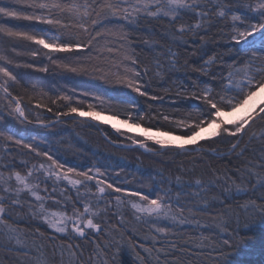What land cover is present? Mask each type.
<instances>
[{
  "label": "snow or ice",
  "instance_id": "snow-or-ice-1",
  "mask_svg": "<svg viewBox=\"0 0 264 264\" xmlns=\"http://www.w3.org/2000/svg\"><path fill=\"white\" fill-rule=\"evenodd\" d=\"M243 6L250 15L237 14L234 7L225 0H11L10 3L0 0V96L10 103H15V119L21 122L27 120V105L22 106L23 96L18 93L14 95L13 92L18 86L27 85L31 74L21 73L17 69L47 72L48 64H51L65 73L92 76L104 82L115 80L123 85L124 89L130 90L113 89L110 96L98 92L91 93V96L99 101L101 112L108 111L103 105L109 98L129 103L137 109L135 117H130L131 122L136 127L147 123L144 133L148 135L143 139H138L137 136H129L128 139L140 147H148V142L151 141L161 146L162 150L167 148L169 152L176 151L177 155L202 151L203 146H172L171 141L159 139L157 135L151 134L155 131L158 135L171 136L178 129H183L185 131L180 133L179 138L189 140L193 145L199 144L197 137L200 140L217 136L225 139L235 138L234 142L230 140V152L243 156L247 146L241 147V134L257 120L264 122V0H250ZM213 28L218 30V36H227L230 41L229 51L240 46L237 58L226 66L221 55L215 52L209 55L206 37ZM225 28L228 29L227 32ZM141 30L145 38L140 43L153 53L151 63L140 60L136 52L133 33ZM157 35L166 43L149 42V38ZM239 52L244 53L245 58H240ZM39 57L43 59L37 61L36 58ZM194 57L201 60L199 65L190 64L191 58ZM217 65L220 67L217 68ZM178 66L186 69L190 67L198 75L193 78L185 73L190 83L187 86L181 83L177 94L183 91L185 96L199 103L190 105L189 114L181 118L167 111H155L151 104L146 111H141L137 97H147L151 101L163 99L150 92V81L145 77L153 73L160 75L161 72L171 74L177 71ZM201 77L211 79L203 80ZM212 81H216L215 87ZM35 87L33 84V88ZM132 93L137 95L132 96ZM88 95L83 94V98L76 100L75 93L61 94L52 100L51 104H56L57 100L65 102L67 111L61 112L57 109L58 117H69L73 113L79 117H91L94 113H99L94 103H88L87 111L83 110L82 106ZM74 100L75 106H72ZM35 107L53 111L52 107L40 102L36 103ZM237 109H245V115L240 120L225 121L222 118V113L234 112ZM175 111L179 112V109ZM113 115L118 116L119 113ZM150 121L161 123L152 124ZM211 125H215L211 136L200 137V132ZM165 128L166 131L162 130ZM257 138L264 144V132ZM0 139L28 149L29 152L23 153L24 155L35 153L36 157L46 158L39 162L38 167L33 164L26 174L13 171L16 167L14 164H0V249L22 254L31 260V264L51 262L43 252V244L33 242L29 245L24 238V230L18 227L22 219L19 213L13 218L14 210L23 207L22 202L28 203L32 213L31 219H42L55 234H62L59 237L53 236V239L66 238L70 241L75 239L73 233L85 237L93 232L99 234L103 231L106 242L103 245L97 244L93 253L98 264H107L106 260H99V256L107 253L112 247H115L117 252L120 251L121 240L125 234L131 239H136V236L125 228L122 219L115 225L101 221L102 216L111 212L110 200L101 195L92 203L87 195L80 194L77 186L89 193L94 187L108 197L124 192L123 198L115 195L117 208L125 203L130 204L135 213L140 214L136 217L137 220L150 224L157 234L178 231L181 225H195L199 228V217L209 214L216 204H223L217 197H212L211 203L203 197L201 202L197 203L182 202L180 199L181 193L187 195L184 192L186 188L199 189L192 195L201 197L202 193L206 194L212 188L219 187L218 181L221 179L227 182V179L219 176L207 182L196 179L194 184L185 183L181 176H177L176 186L181 192L177 193L176 199L171 196V185L167 190L159 188L148 192L142 189L125 191L121 186L114 188L112 183L100 179L104 173L99 167H96L93 173L91 167L78 170L77 166H66V161H62L52 149L42 150L40 144L26 143L23 137L17 138L13 127L0 125ZM212 151L215 152V149ZM23 163L24 167H27V162ZM248 163L245 171L249 176L256 178V184L264 187V147L260 149L256 160H250ZM5 171L10 174L6 176ZM53 177L55 181L51 185L52 193H55L63 181H67L77 192L75 202L65 201V204L71 203V215L67 210L51 213L46 210L45 196L41 195V191L49 196L52 194L48 193V186ZM41 185H44L43 190ZM252 187L255 188L256 185ZM106 189H112V192L106 193ZM236 189L239 194L240 185H236ZM153 191L156 193L155 198H152ZM29 197L34 199L29 200ZM261 198L264 199V193ZM227 213L226 219L221 217L215 223L221 235L228 233L233 224L239 228L241 225L247 227L257 222L264 223V202L248 200L238 208L227 209ZM102 223L107 224L106 229H102ZM116 234L120 235L119 240ZM33 235L43 238L44 233L37 227ZM156 239V235L151 237L152 247L146 246V239L138 244V248L148 258L152 257L153 251L157 253L156 264H160L161 252L165 255L164 264H181L177 252L181 255L187 253L190 259L205 258L215 260L216 264H225L224 249L230 244L229 239H221L220 236L211 239L202 233L199 241H191V247L188 240H184L183 244L178 242L183 239L182 235L162 248L155 247ZM13 242L18 247H9ZM132 247L135 250L137 246ZM79 249V245L74 246L72 243L66 246L61 244L59 264H94L93 255L82 261L83 253ZM53 251L57 249L54 248ZM65 254L69 257L67 262L64 260ZM136 255L141 264H152L151 259L140 257L139 251ZM169 255L174 257L171 262L167 260ZM21 264H24V261H21Z\"/></svg>",
  "mask_w": 264,
  "mask_h": 264
},
{
  "label": "trees",
  "instance_id": "trees-1",
  "mask_svg": "<svg viewBox=\"0 0 264 264\" xmlns=\"http://www.w3.org/2000/svg\"><path fill=\"white\" fill-rule=\"evenodd\" d=\"M3 2L10 3L11 0H3ZM225 2L232 5L237 14L250 15L243 6L245 3L250 2V0H225ZM228 22L229 24L231 23L230 16ZM217 31L216 28H213L211 33L206 37L208 52L209 55L213 52L221 55L226 66V64L231 63L233 59L237 58L240 46H236V48L229 51L230 41L227 39V36H218ZM227 31L228 29L225 28V32ZM144 38L143 30L133 33V41L140 60L151 63L153 53L148 47L140 43ZM149 42L156 44L166 43L159 35L149 38ZM239 57L245 58L244 53L239 52ZM36 59L39 61L43 58L39 57ZM200 63L201 60L198 57L191 58L190 60V64L199 65ZM219 67L220 65H217V68ZM48 69L47 72H37L34 69H17L21 73L27 72L31 74V79L27 85L23 87L18 86L13 92L14 95L18 93L23 96L22 106L27 105L25 107L27 120L21 122L19 119H15L14 117L17 115L14 111L15 103H10L9 100L3 99L0 96V125L13 127L17 132V138L23 137L26 143L35 142L36 144H40L42 150L45 148L52 149L62 161H66V166L74 165L77 166L78 170H87L91 167L93 173L95 172V168L99 167L101 172L104 173L102 177H99L100 179H105L107 183H112L114 188L121 186L125 191L142 189L148 192L149 190L159 188L167 190L171 185V196L173 199H176L177 193L181 192V189L176 186L177 176H181L183 182L192 184L195 183L196 179H201L202 182L215 180L217 176L227 179L226 183L224 179L218 181L219 187L212 188L206 194L202 193L201 197L192 195V193L199 191V189H184L187 195L181 193L180 199L182 202L191 201L197 203L201 202L203 197L211 203L212 197H217L220 201H223V204H216L209 214L201 215L199 217L201 221L199 228L195 225H181L178 231L173 230V232L167 234H157L150 224L137 220L136 217L140 214L135 213L130 204L125 203L117 208L115 195H120L123 198L124 192L108 197L106 194L99 193L94 187L92 188V192L89 193L84 188L77 186L80 194L87 195L92 203H95L96 198L101 195H104L105 199L110 200L109 206L111 207V212L107 216H102L101 221H107L109 224L115 225L122 219L125 228L136 236V239H131L129 235L125 234L123 240H121L122 247L120 251L117 252V249L112 247L107 253H102L99 256V260H106L107 264H141L140 258L136 255V252L139 251L140 257L151 259L152 264H156L155 257L157 253L155 251H153L152 257L148 258L138 248L141 240L146 239V246L152 247L153 241L151 237L156 235L155 247L162 248L166 244L170 245L173 241L177 240V237L182 235L183 239L178 242L183 244L184 240H188L190 241L189 247H191V241H199L202 233L203 236L211 239L220 236L221 239L230 240L229 246L224 249L225 264H264V223L257 222L249 224L247 227L241 225L239 228H236L235 224H233L229 228L228 233H224L223 235L215 227V223L221 217L227 218V209L238 208L240 204L248 200H256L257 203L264 202V199L261 198V194L264 193V187L256 184V178L249 176L245 171L249 166L248 162L250 160L254 162L259 155L260 149L264 147V144L257 138L261 132H264V122L257 120L241 134L240 145L242 148L247 146L243 156H237L235 152H230V140L234 142L235 138L225 139L219 136L200 140L197 145H188L187 147L189 148L203 146L202 151L189 154L177 155L176 151L169 152L167 148L162 150L161 146L155 145L151 141L148 142L146 150H143L142 147L132 143L128 137L137 136L138 139H143L144 136L123 129L117 131L107 124L96 123V121L90 120L89 117H76L75 113L70 114L69 117H58L56 115L57 109L61 112L67 111V107L64 106L65 102L57 100L56 104H51V101L61 94L75 93V99L78 100L83 98V94L87 93L89 95L82 106L84 111H87L88 103H94L97 106V113H103L124 121L128 120L132 123L130 117H135L137 109L133 108L129 103H122L116 99L109 98L103 105L108 111L101 112L99 101L94 100L91 96V93L97 92L104 96H110L113 89H122L129 92L130 90L124 89L123 85L116 83L115 80L104 82L92 76L65 73L51 64H48ZM185 73L193 78L198 75L190 67L186 69L178 66L177 71L174 73L167 74L161 72L160 75L153 73L149 77H145L146 80L150 81V92L158 94L163 99L151 101L147 97H137L140 110L146 111L149 104H151L155 111L174 113L177 118L188 115L189 106L199 103V101H194L185 96L183 91H180L179 95L177 94L178 86L181 83H184L185 86L190 83ZM201 79L210 80L211 78L201 77ZM33 84L36 85L35 88H33ZM212 85L215 87L216 81H212ZM131 95L136 96L137 94L132 93ZM38 102L47 104L52 107L53 111L48 112L46 108L37 109L35 105ZM72 106H75V100ZM177 108L179 112L175 111ZM114 113H119V115L114 116ZM192 114L195 115V112L192 111ZM145 120L147 121V117H145ZM150 123L157 124L161 122L150 121ZM45 125L49 126L45 127ZM141 127H147V123L142 124ZM162 130L166 131L167 129ZM183 131L185 130L178 129L173 134L180 136V133ZM213 149H215V152L212 151ZM28 152L29 150L24 149L22 146L0 139V157H2L0 164H14L16 167L13 171H20L21 174H26L33 164H36L38 167L40 161L46 160L42 156L36 157L35 153H31L30 155L23 154ZM23 162H27V167H24ZM9 174L10 172L5 171L6 176ZM229 177L230 179H228ZM54 181V177L49 181L48 193H52L51 185ZM92 183L94 184L95 181ZM254 184L256 185L255 188L252 187ZM236 185H240L241 192L239 194H237ZM43 188L44 185H41L42 190ZM107 192H112V189H106ZM155 194V191H153L152 198H155ZM41 195L45 196L46 210L48 212L67 210V213L71 215V203L65 204V201L75 202L77 192L75 189H72L71 185L67 184V181H63L60 182V186L56 188L55 193L49 196L41 191ZM28 199L32 200L34 198L29 197ZM22 203V208L17 207L14 210L13 218H16V214L19 213L22 219L18 227L24 230V238L29 245L33 244V242L43 244V252L49 258L51 264H59V248L61 244L65 246L68 243H72L74 246L79 245V250L83 253V261L87 260L90 255H93L97 244L103 245L106 242L103 231L99 234L93 232L91 235H86L85 237H79L73 233L75 239L70 241L66 238L63 240L58 238L53 239V236L59 237L62 234H55L52 229L44 224L42 219H31L32 213L29 210L28 203ZM101 206H103V201H101ZM116 212H119L120 215H113ZM185 214L187 215V212ZM37 227L44 233L43 238L33 235ZM101 227L102 229H106L107 224L102 223ZM70 230L71 226H69ZM116 235L119 240L120 235ZM133 245L137 246L135 250H133ZM9 247H13V245ZM54 248L57 251L54 252ZM176 255L180 256L181 264H216V261L212 259H190L187 253L181 255L177 252ZM159 256L160 264H164V253H159ZM68 258V255L65 254V262H67ZM93 260L94 264H98L97 257L94 255ZM167 260L171 262L174 260V257L169 255L167 256ZM21 261H24V264H31V260L22 254L0 249V264H21Z\"/></svg>",
  "mask_w": 264,
  "mask_h": 264
},
{
  "label": "rangeland",
  "instance_id": "rangeland-1",
  "mask_svg": "<svg viewBox=\"0 0 264 264\" xmlns=\"http://www.w3.org/2000/svg\"><path fill=\"white\" fill-rule=\"evenodd\" d=\"M224 113H226V112H224ZM100 114H103V113H99V114L94 113L93 116H91L90 118H93L95 121H98V120H96L95 116H96V115H100ZM104 115H106V114H104ZM244 115H245V112H244L240 117H237V118H234L233 116H232V117L230 116V117H228V119L225 120V121H238V120H240L241 118H243ZM106 116H108V115H106ZM108 117H112V116H108ZM112 118H114V119H116V120L122 122L121 124L119 123V124L114 125L115 127H113V126H111V125L108 124L110 127L114 128V129H116V130H117V129H119V130L123 129V130H127V131H129V132H131V133L140 134V135H142V136H146V135H148V134L144 133V128H143V127H140V128L143 130L142 132L137 131V130H133V129H130L129 127H130V126L136 127L134 123H130V122H127V123H126L124 120H121V119H118V118H115V117H112ZM98 122H101V121H98ZM101 123H103V124H107V123H104V122H101ZM209 128H210V131H209V133H208L205 137H209V136H211L212 131L215 129V125H211ZM151 134H153V135H157V138H159V139H165V140H169V141H171V145H180V144H184V145L188 146V145H191V144H192V143H187V144H185V143H176V142H175V139H174V136H175V137H179V136L174 135V134L171 135V136H162V135H158V134H156L155 131H154L153 133H151ZM184 140H185V139H184ZM198 140L200 141V139H198ZM145 148H146V147H142L143 150H146ZM13 246H15V245H14V242H13Z\"/></svg>",
  "mask_w": 264,
  "mask_h": 264
},
{
  "label": "bare ground",
  "instance_id": "bare-ground-1",
  "mask_svg": "<svg viewBox=\"0 0 264 264\" xmlns=\"http://www.w3.org/2000/svg\"><path fill=\"white\" fill-rule=\"evenodd\" d=\"M262 95H264V94H262ZM244 112H245V109H237L234 112L222 113V118L224 120H227L228 117H230V116L231 117L233 116L234 118H237V117H240ZM95 118H96V120L104 122V123H107V124H109L111 126L119 124V123L120 124L122 123L121 121H118V120H116V119H114L112 117H108V116H106L104 114L96 115ZM129 128L133 129V130L140 131V132L143 131L140 127L130 126ZM209 131H210V128L206 127L203 131L200 132V137H205L209 133ZM174 139H175L176 143H185V144L191 143V141H189V140L180 139L179 137H175V136H174ZM198 139H199V137H197V140Z\"/></svg>",
  "mask_w": 264,
  "mask_h": 264
},
{
  "label": "water",
  "instance_id": "water-1",
  "mask_svg": "<svg viewBox=\"0 0 264 264\" xmlns=\"http://www.w3.org/2000/svg\"><path fill=\"white\" fill-rule=\"evenodd\" d=\"M76 117H79L78 115H75ZM81 118H86V117H81ZM90 120H94L93 118H89ZM96 123H99L98 121ZM139 146V144H136Z\"/></svg>",
  "mask_w": 264,
  "mask_h": 264
}]
</instances>
